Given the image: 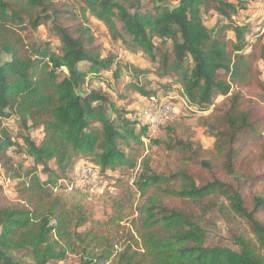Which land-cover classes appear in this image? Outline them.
I'll use <instances>...</instances> for the list:
<instances>
[{"label": "trees", "instance_id": "16d2710c", "mask_svg": "<svg viewBox=\"0 0 264 264\" xmlns=\"http://www.w3.org/2000/svg\"><path fill=\"white\" fill-rule=\"evenodd\" d=\"M245 1L0 0V165L16 194L0 185V264H24L26 256L33 264L75 256L79 264H264V43L262 34L249 42L250 24L235 21ZM87 13L155 67L136 73L170 78L193 107L215 111L206 126L211 149L176 125L164 128L168 121L150 139L132 183L131 228L91 219L55 191L84 158L101 173L135 169L129 151L151 131L100 89H86L91 75L115 65L96 45ZM206 15L217 16L212 26ZM40 31L59 41L58 51L31 38ZM11 119L29 133L14 134ZM154 151L169 159L154 167ZM17 156L33 166L24 169ZM215 214L233 224L231 245L210 242L204 224Z\"/></svg>", "mask_w": 264, "mask_h": 264}, {"label": "rangeland", "instance_id": "374dc122", "mask_svg": "<svg viewBox=\"0 0 264 264\" xmlns=\"http://www.w3.org/2000/svg\"><path fill=\"white\" fill-rule=\"evenodd\" d=\"M244 5L245 10L235 18V21L237 23L245 22L250 24L252 32L250 35L251 39H249L248 35L249 42L255 41L254 35L262 34V43H264V0H246ZM86 15V24L94 33L96 45L99 46L100 52L104 57L115 58L113 70L103 71L96 76L91 75L89 78L95 79L89 81L86 89H100L109 97L111 102L117 103L120 109L129 113L127 114L128 118L136 119L140 117L141 120L138 119L139 123L146 124L149 121L146 115L144 117L143 113H146L149 102L137 90L128 88L131 84L137 85L143 88L145 92L156 95L159 102L171 104L176 108L175 115L165 121L168 122L164 125V128L170 124L172 126L176 125L184 137H192L201 142L205 148L211 149L214 141L211 138V131L206 126H209L215 116L214 108L212 107L208 111H200L197 107H193L180 92L179 85H174L170 78H157L154 74L143 76L136 73L139 70L151 72L150 70L155 67L150 64L149 59L139 49L131 48L130 45L122 44L121 41L113 42L105 24L90 13ZM205 17H207L208 26H212L217 19L215 15H206ZM38 37L52 42L53 49L58 51L60 43L57 39L50 38L44 31L31 36L34 39ZM229 37L234 38V34L230 32ZM249 51L250 47L248 45L245 52L249 53ZM87 66V64H83L81 68L86 69ZM258 67L260 77L264 80V61H260ZM115 71L117 73H114ZM115 75H118V78H114ZM126 85L129 86L126 87ZM169 85L172 88L166 89ZM222 100H224V97H217L216 105ZM9 121L6 122L9 123L7 126L14 134L23 136L29 133L20 128L16 121L12 119ZM30 133L35 139L41 138V133L37 130H33ZM162 133V130L160 132L159 130L154 132L151 130L148 133L149 137L144 140V145H137L134 150L129 151L132 168L135 166V169L131 170L129 166H124L118 167L114 171L109 170L106 173H101L100 169L93 167L89 160L84 158V160L77 162L67 171L65 174L66 179L58 181V187L55 191L66 196L72 208L79 207L91 219L101 222H116L122 228H131L134 220L135 198H137L132 183L138 172L139 163L143 156L147 154L148 150L146 151V149H149L150 139L156 138ZM19 141L23 142L21 138ZM154 152L157 157L153 159L154 163L152 164L156 167V163L160 160L158 158L163 154ZM164 156L162 157L167 161L169 157L166 155L167 159ZM15 159L19 164L25 166L24 169L29 170L33 166L31 162L23 160L19 156ZM49 167L57 169L53 162L49 163ZM37 174L42 180H48V175L42 171V167H39ZM7 187L6 195L14 199L16 196L14 193L15 183L13 182ZM220 218L222 219V215L215 214L207 216L205 219L206 224L204 226L209 232V240L214 243L220 242L225 245H231L229 228L234 226L233 224L232 226L229 225L227 221L223 222ZM22 261L24 264H33L31 256H26ZM58 264L79 263L78 258L75 256L69 257L66 261Z\"/></svg>", "mask_w": 264, "mask_h": 264}, {"label": "built area", "instance_id": "2783aa9c", "mask_svg": "<svg viewBox=\"0 0 264 264\" xmlns=\"http://www.w3.org/2000/svg\"><path fill=\"white\" fill-rule=\"evenodd\" d=\"M176 108L171 104L161 103V102H150L148 105V109H146V116L150 124V129L154 131H158L159 127L171 116H174L176 113ZM13 180L8 178L1 165H0V185L3 187L4 191L8 188L11 183L13 184ZM8 185L6 186V184ZM10 183V184H9ZM7 187V188H6Z\"/></svg>", "mask_w": 264, "mask_h": 264}]
</instances>
